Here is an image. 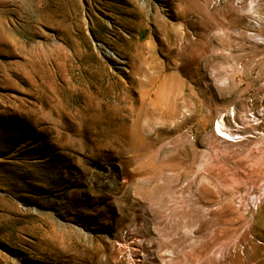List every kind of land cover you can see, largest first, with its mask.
I'll list each match as a JSON object with an SVG mask.
<instances>
[{
	"label": "rangeland",
	"instance_id": "obj_1",
	"mask_svg": "<svg viewBox=\"0 0 264 264\" xmlns=\"http://www.w3.org/2000/svg\"><path fill=\"white\" fill-rule=\"evenodd\" d=\"M0 264H264V0H0Z\"/></svg>",
	"mask_w": 264,
	"mask_h": 264
}]
</instances>
